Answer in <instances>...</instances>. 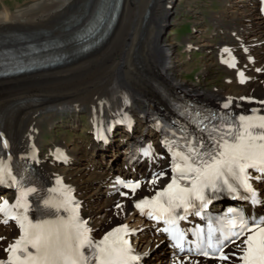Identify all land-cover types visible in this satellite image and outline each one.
I'll list each match as a JSON object with an SVG mask.
<instances>
[{
	"label": "bare ground",
	"instance_id": "1",
	"mask_svg": "<svg viewBox=\"0 0 264 264\" xmlns=\"http://www.w3.org/2000/svg\"><path fill=\"white\" fill-rule=\"evenodd\" d=\"M103 1L24 0L21 4L24 7L14 11L5 0H0V39L44 32L66 42L64 48L70 52L74 48L68 44L70 35L79 24L96 14ZM175 2L120 0L112 26L88 53L72 54L61 65L45 70L0 79V115L11 106L7 124L17 148L25 153L39 152L36 168L47 180L64 179L72 186L83 201V214L94 234L100 235L118 223L144 229L142 233L146 236L140 232L135 239L145 255V264H174V260L170 252L155 246L159 240L148 234L147 224L135 215L132 202L139 195L119 197L117 189L111 187L113 171L130 163L133 155L130 144L156 137L149 114L158 106L167 110L165 95L158 92V87L162 85V91L167 94L181 93L183 98L212 104L229 102L235 108L262 107L242 98L264 101V26L255 0H223L221 9L212 13L214 32L224 37L209 54L214 55L227 73L224 84L213 88L201 81L195 84L181 79L173 44L162 38L167 23L166 8H172ZM186 44L190 47L192 43L188 39ZM231 56L239 59L237 70L227 67ZM238 70L245 71L244 85L237 79ZM146 78L156 83H149ZM81 115L88 121L85 124L88 147H78L75 139L69 142L61 138L47 151L40 150L43 127L51 132L66 117L75 129ZM123 116H129L131 123L116 128L106 147L91 139V131ZM53 149L66 154L68 166L52 163ZM152 181L143 185L144 194L159 186L157 181ZM0 237H3L0 239V256H3L4 250L17 239V233L12 227L0 225ZM183 264L208 263L192 260Z\"/></svg>",
	"mask_w": 264,
	"mask_h": 264
},
{
	"label": "snow or ice",
	"instance_id": "2",
	"mask_svg": "<svg viewBox=\"0 0 264 264\" xmlns=\"http://www.w3.org/2000/svg\"><path fill=\"white\" fill-rule=\"evenodd\" d=\"M255 111L253 109V112ZM227 128L228 130L220 136L212 150L201 153L193 149L194 156H182L184 163L173 165V172L179 175H174L171 182L162 191H158L151 200L145 198L135 206L140 208L142 213L144 206H149L152 209L148 213L150 218H153L155 212L159 213L154 217L157 220L167 217L165 223L174 224L177 219L185 218L178 215V209L188 213L189 209L196 207L194 202L198 201L197 214H199V210L210 203L205 195L206 190H211L213 193L226 190L229 194L238 195V189H243L250 193L253 204L259 203L257 194L249 183L252 176L248 170L261 174L256 177L257 180L264 177V115H240L239 125L235 128L228 125ZM4 146L7 147V141H4ZM6 177L15 182L11 170L0 165V184L7 182ZM229 178L236 184L231 183ZM180 181H188L190 186H182ZM155 182L156 180L153 179L152 183ZM124 187L134 194L140 184L129 182L124 184ZM35 191V188L25 190L16 204L11 206L22 208L21 213L11 212L8 201L0 205V212H4L7 217L4 223L6 224L8 219L14 220L20 229L19 238L5 249L8 252L7 261H0V264H93V262L94 264H133L140 259L139 256L132 254L129 242L117 235L122 230H126L125 225L113 229L103 240L93 244L88 236L90 229L76 214L78 205L70 207L72 201L68 196L59 202L44 200L47 208L55 209L56 212H60L63 208L64 211L70 212L71 215L67 219L57 217L56 220H37L34 223L27 214L30 208L27 196ZM262 223L264 221L255 222L249 227L243 213H237L227 220V232L221 229L222 239L216 241L213 239L216 230L210 226L205 241L206 249L199 254L221 262L229 261L231 256L224 252L226 246L224 241L232 236L239 237L246 231L249 234L243 241L245 247L242 249V255L237 258L242 264H264ZM237 227L239 232L233 231ZM164 230L171 232V239L177 246H182L185 239L183 232L174 228ZM112 237L114 239L110 240ZM231 242L235 243V240ZM86 247L94 249L91 256L85 255L83 249Z\"/></svg>",
	"mask_w": 264,
	"mask_h": 264
},
{
	"label": "rangeland",
	"instance_id": "3",
	"mask_svg": "<svg viewBox=\"0 0 264 264\" xmlns=\"http://www.w3.org/2000/svg\"><path fill=\"white\" fill-rule=\"evenodd\" d=\"M5 2L13 10L24 7L21 5L24 0H5ZM222 3L223 0H176L172 8L169 6L166 8L167 23L162 38L173 44L176 68L180 73V78L187 83L197 84V81H201L206 87L213 88L222 86L227 77L224 68H221L222 65L216 62L213 54H209L210 49L218 46L220 38L224 37L214 32V25L210 20L212 13L221 9ZM188 39L193 43L190 49L186 48ZM206 69L207 71H204ZM85 122L86 119L82 116L80 124L73 129L69 125L68 118L63 117L51 132L47 127H43L45 133L40 141L41 149L45 150L47 144L61 138H66L69 142L75 139L79 144L78 147L80 145L88 147L85 138L87 129Z\"/></svg>",
	"mask_w": 264,
	"mask_h": 264
}]
</instances>
